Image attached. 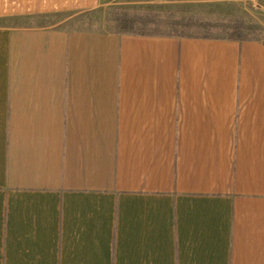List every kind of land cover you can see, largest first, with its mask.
Masks as SVG:
<instances>
[{
    "label": "crops",
    "instance_id": "obj_1",
    "mask_svg": "<svg viewBox=\"0 0 264 264\" xmlns=\"http://www.w3.org/2000/svg\"><path fill=\"white\" fill-rule=\"evenodd\" d=\"M107 1L0 0V264H264V41Z\"/></svg>",
    "mask_w": 264,
    "mask_h": 264
},
{
    "label": "rangeland",
    "instance_id": "obj_2",
    "mask_svg": "<svg viewBox=\"0 0 264 264\" xmlns=\"http://www.w3.org/2000/svg\"><path fill=\"white\" fill-rule=\"evenodd\" d=\"M67 14L42 15L40 22H57L65 17L64 24L71 28L121 31L128 26L136 32L221 37L233 20H242L248 35L264 40V0H258L257 5L240 0H108L93 9Z\"/></svg>",
    "mask_w": 264,
    "mask_h": 264
},
{
    "label": "trees",
    "instance_id": "obj_3",
    "mask_svg": "<svg viewBox=\"0 0 264 264\" xmlns=\"http://www.w3.org/2000/svg\"><path fill=\"white\" fill-rule=\"evenodd\" d=\"M127 21V19H126ZM125 29H122L121 31L124 32H130L133 31L130 29V27L126 26L124 27ZM175 33V32H172ZM176 34H181V33H176ZM183 35H188V34H183ZM221 37H226V38H232V39H248V38H254V39H261L263 40L259 35H248L245 31L244 24L242 20H233L230 25L229 29L226 35L221 36ZM264 41V40H263Z\"/></svg>",
    "mask_w": 264,
    "mask_h": 264
},
{
    "label": "built area",
    "instance_id": "obj_4",
    "mask_svg": "<svg viewBox=\"0 0 264 264\" xmlns=\"http://www.w3.org/2000/svg\"><path fill=\"white\" fill-rule=\"evenodd\" d=\"M244 3H247L249 5H257L258 4V0H240Z\"/></svg>",
    "mask_w": 264,
    "mask_h": 264
}]
</instances>
